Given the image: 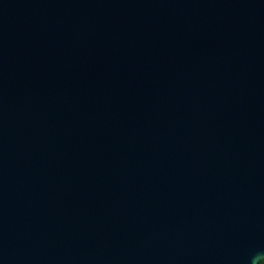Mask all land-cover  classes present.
<instances>
[{
  "label": "water",
  "instance_id": "95a60500",
  "mask_svg": "<svg viewBox=\"0 0 264 264\" xmlns=\"http://www.w3.org/2000/svg\"><path fill=\"white\" fill-rule=\"evenodd\" d=\"M264 0H0V264H260Z\"/></svg>",
  "mask_w": 264,
  "mask_h": 264
},
{
  "label": "trees",
  "instance_id": "16d2710c",
  "mask_svg": "<svg viewBox=\"0 0 264 264\" xmlns=\"http://www.w3.org/2000/svg\"><path fill=\"white\" fill-rule=\"evenodd\" d=\"M262 261H264V258H262V259L260 260V264H261Z\"/></svg>",
  "mask_w": 264,
  "mask_h": 264
},
{
  "label": "snow or ice",
  "instance_id": "6c2138e0",
  "mask_svg": "<svg viewBox=\"0 0 264 264\" xmlns=\"http://www.w3.org/2000/svg\"><path fill=\"white\" fill-rule=\"evenodd\" d=\"M261 264H264V261H262Z\"/></svg>",
  "mask_w": 264,
  "mask_h": 264
}]
</instances>
